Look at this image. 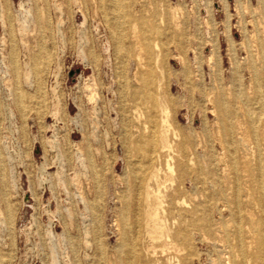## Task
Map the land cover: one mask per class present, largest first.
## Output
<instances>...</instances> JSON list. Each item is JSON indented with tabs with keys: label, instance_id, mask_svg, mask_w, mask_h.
Instances as JSON below:
<instances>
[{
	"label": "rangeland",
	"instance_id": "rangeland-1",
	"mask_svg": "<svg viewBox=\"0 0 264 264\" xmlns=\"http://www.w3.org/2000/svg\"><path fill=\"white\" fill-rule=\"evenodd\" d=\"M263 110L264 0H0V264L223 261Z\"/></svg>",
	"mask_w": 264,
	"mask_h": 264
},
{
	"label": "bare ground",
	"instance_id": "bare-ground-1",
	"mask_svg": "<svg viewBox=\"0 0 264 264\" xmlns=\"http://www.w3.org/2000/svg\"><path fill=\"white\" fill-rule=\"evenodd\" d=\"M154 137H155V135H154ZM139 148H141V146ZM227 149H229V148H227ZM228 151H230V150H228ZM227 160H229V159H227ZM156 175H155V178L158 179V177H156ZM151 178H152V174L149 176L146 183L144 184V196H145L144 202L149 204L150 203L149 199H153V201H154L152 208L148 209L149 211H147V209H146V211L148 212V213H146V214H148V217L146 216V219L149 218V224H147L148 226L147 225L146 226L149 227L148 228L149 232H150V234L151 233L153 234L152 237L155 240L159 236H161V235L163 236V234H165V230H164L165 226L161 224V221L159 219L160 217H158V214H157L159 206H162L161 203H162L163 199H162V197L161 198L159 197L160 195L158 193L153 194V193H155L154 191H153V193H151L149 191L148 184H149V182H150L149 180ZM160 183L162 184V182H160ZM140 188H141V186H140ZM157 188H158V186H157ZM159 188H160V186H159ZM151 190H152V186H151ZM158 192H159V190H158ZM205 195H206L205 202L201 203V204H197L195 206V211H198L200 209V207H202V209L214 207V204L211 201V199L214 198V195L213 194H205ZM161 199H162V201H161ZM148 201H149V203H148ZM259 208H260L261 214H260V217H257L255 222L251 218L250 222L248 223V225H246V227H243L242 220L237 221L235 223L234 230H233V235L235 238V245H234V247H231L230 245L227 244L221 249V256H222L221 258H224V260L223 261L219 260V262L217 264H264V196L261 197V202H259ZM239 217H240V215H239ZM147 221H148V219H147ZM163 223H165V222H163ZM145 224H146V222H145ZM217 231H219V230H217ZM167 234H168V232H167ZM181 234L185 235L184 232H182ZM179 237H180V234H179ZM160 238H162V237H160ZM160 238H158V239H160ZM168 238H169V236H168ZM206 240H207V238H206ZM165 243H164V245H165ZM174 244H176V242ZM166 246H168V244ZM174 246H176V245H174ZM179 249H177V251ZM193 255L194 254L191 252H189L188 254H184L183 257L180 258L182 261V264H192L191 260H192Z\"/></svg>",
	"mask_w": 264,
	"mask_h": 264
}]
</instances>
